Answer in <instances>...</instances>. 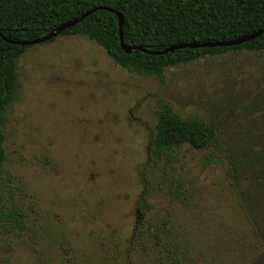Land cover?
I'll use <instances>...</instances> for the list:
<instances>
[{
  "label": "rangeland",
  "instance_id": "1",
  "mask_svg": "<svg viewBox=\"0 0 264 264\" xmlns=\"http://www.w3.org/2000/svg\"><path fill=\"white\" fill-rule=\"evenodd\" d=\"M15 70L0 264H264V52L202 56L160 82L84 36H59ZM160 102L216 125L224 158L183 144L170 162L151 160Z\"/></svg>",
  "mask_w": 264,
  "mask_h": 264
},
{
  "label": "trees",
  "instance_id": "2",
  "mask_svg": "<svg viewBox=\"0 0 264 264\" xmlns=\"http://www.w3.org/2000/svg\"><path fill=\"white\" fill-rule=\"evenodd\" d=\"M87 12L78 23L43 43L59 36H84L118 67L141 77L154 75L160 82L164 69L202 56L241 49L264 52V32L229 47L167 51L182 44L234 41L261 30L264 0H0V168L5 160L1 126L17 88L15 61L30 47L14 43L41 39ZM115 13L121 16L123 45L144 52L136 49L125 54L120 49ZM216 131V125L182 119L167 103L160 102L148 155L153 161L164 158L170 162L175 150L187 144L195 150L210 148L214 157L224 158L226 149L217 141ZM148 193L144 185L136 201L140 215L150 208Z\"/></svg>",
  "mask_w": 264,
  "mask_h": 264
},
{
  "label": "water",
  "instance_id": "3",
  "mask_svg": "<svg viewBox=\"0 0 264 264\" xmlns=\"http://www.w3.org/2000/svg\"><path fill=\"white\" fill-rule=\"evenodd\" d=\"M90 12H87L85 14H83L82 16H80L77 19H74L70 22L64 23L62 24L56 31H54L53 33L41 38V39H37V40H32V41H28V42H17L14 44L17 45H21V46H32V45H36V44H40L43 42H47L50 38L57 36L61 31H63L66 28H69L73 25H75L76 23H78L81 19H83L84 17H86ZM116 18H117V23H118V41H119V47L120 49L125 53V54H130L132 51L134 50H140L142 52H144V50L139 49V48H131V47H127L125 45H123L122 41H121V25H122V20H121V16L117 13H115ZM262 32H264V27L261 30H258L257 32L247 35V36H243L241 38H238L234 41H228V42H216V43H202V44H196V43H192V44H182V45H178L172 48H169L167 51L173 50V49H183V48H198V47H229V46H234V45H239L241 43L250 41L256 37H258Z\"/></svg>",
  "mask_w": 264,
  "mask_h": 264
}]
</instances>
